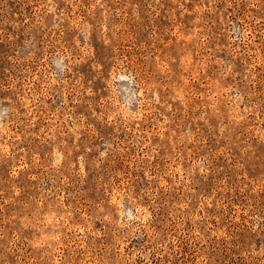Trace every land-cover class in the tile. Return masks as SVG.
<instances>
[{"label":"rangeland","instance_id":"rangeland-1","mask_svg":"<svg viewBox=\"0 0 264 264\" xmlns=\"http://www.w3.org/2000/svg\"><path fill=\"white\" fill-rule=\"evenodd\" d=\"M0 264H264V0H0Z\"/></svg>","mask_w":264,"mask_h":264}]
</instances>
